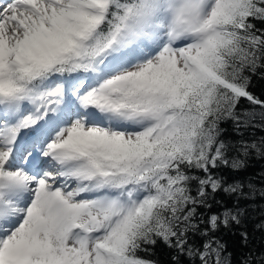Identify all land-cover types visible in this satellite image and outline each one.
Segmentation results:
<instances>
[{
	"label": "snow or ice",
	"instance_id": "snow-or-ice-1",
	"mask_svg": "<svg viewBox=\"0 0 264 264\" xmlns=\"http://www.w3.org/2000/svg\"><path fill=\"white\" fill-rule=\"evenodd\" d=\"M255 78L264 0H0V264H233L218 233L264 200Z\"/></svg>",
	"mask_w": 264,
	"mask_h": 264
},
{
	"label": "trees",
	"instance_id": "trees-1",
	"mask_svg": "<svg viewBox=\"0 0 264 264\" xmlns=\"http://www.w3.org/2000/svg\"><path fill=\"white\" fill-rule=\"evenodd\" d=\"M252 90L257 94L264 92V80L255 78ZM224 127L228 129V134L231 135V125L226 124ZM256 135H264V132L257 130ZM261 172H264V160H252L250 162V167L240 175L255 176ZM216 199L229 206L233 203L232 198L224 193H219L216 196ZM244 204L248 207V214L243 227L233 226L231 230L221 229L218 233V235L227 243L229 252L232 253L233 264H239L242 255L249 249L264 251V230L257 227L259 224H264V211L261 210V208H264V200L257 199L254 202H244ZM244 230H246L249 235L247 248L243 246L239 234ZM153 252L154 255L145 253H142L141 255H147L148 258L152 259H159L160 264H169L172 250L168 249L166 245L158 241Z\"/></svg>",
	"mask_w": 264,
	"mask_h": 264
}]
</instances>
